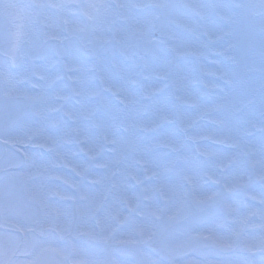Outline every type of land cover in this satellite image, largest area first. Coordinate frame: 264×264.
<instances>
[{
  "label": "rangeland",
  "instance_id": "obj_1",
  "mask_svg": "<svg viewBox=\"0 0 264 264\" xmlns=\"http://www.w3.org/2000/svg\"><path fill=\"white\" fill-rule=\"evenodd\" d=\"M106 2L146 5L159 0ZM196 2L225 7L210 10L207 19L192 9L174 8L166 28L158 21V9L113 8L108 19L114 23L104 26L108 41L104 45H87L91 24L82 36L73 33L85 23L80 9H45L40 26L37 17L17 21L25 33L22 49H38L37 36L43 31L68 38L44 44L41 56L16 65L11 63V45L0 41V71L12 77L11 83L0 82V140L9 141L26 157L21 169L4 172L2 168L23 161L10 147L1 157L0 145V225L5 227L0 228V246L15 252L8 257L11 264H261L264 260L259 251L264 245L261 217L248 215L264 207V180L259 178L264 116L259 93H251L259 86V55H239L240 49L258 48V30L231 7L247 0L177 4ZM222 16L239 17L235 54L241 65L255 69L235 76L230 85L220 73L236 71L230 59L234 53L222 54L226 45L215 39L228 27ZM2 27L15 31L10 21L2 22ZM62 48L68 49L63 57L57 52ZM92 48L103 49L102 64ZM66 65L81 71L71 72ZM93 65H99L97 72L90 71ZM75 75L79 82L70 79ZM73 88H82L85 94L75 96ZM22 93L44 99L33 104ZM125 98L131 101L127 106L122 103ZM220 104L228 107L205 111ZM89 112L95 115L90 117ZM162 114L167 119L161 120ZM124 116L137 127L125 131ZM99 122L105 126L97 127ZM74 129H81L83 136ZM106 129L118 140L134 138L135 150L117 145L113 152V146L104 145ZM226 135L238 139L239 148L232 140L219 142ZM82 138L86 142L78 143ZM221 161L225 167L219 166ZM105 163L108 168L101 167ZM186 176L193 178L195 192ZM225 183L241 186L226 192ZM216 192L221 196L215 202L199 209L194 205L195 195ZM137 204V209H130ZM169 215L174 219L169 221ZM117 216L125 222L118 226L115 239L105 240L109 234L101 232L97 220L116 226ZM140 225L155 233L152 240L124 243L138 239ZM225 242L231 247H222ZM249 245L257 250L249 253Z\"/></svg>",
  "mask_w": 264,
  "mask_h": 264
},
{
  "label": "snow or ice",
  "instance_id": "obj_2",
  "mask_svg": "<svg viewBox=\"0 0 264 264\" xmlns=\"http://www.w3.org/2000/svg\"><path fill=\"white\" fill-rule=\"evenodd\" d=\"M129 7L134 8H155L158 10L167 11L169 9H174L177 7H184L189 8L197 12L198 15H200L203 19H207V14L210 10L217 9V8H223L225 7L222 4H208L203 2H196V3H185L182 5L173 4L168 2V0H159L157 3L153 4H135V5H128V4H122V3H108L106 0H91V2L87 4L79 3L78 0H67V2H63V0H60V2H52V0H48V2H39V0H31L30 3H21L20 0H0V41L7 40V42L11 45V63L13 65H16L18 62L23 61L24 59L28 58L29 56L33 58H38L41 56L46 49L43 47L44 44H47L50 41H62L63 39H67L68 37H61L60 35L55 34L54 31H43L38 34L37 39L41 41V46L36 50H29L25 51L21 48V39L25 35V33L22 31V26L17 24V21L21 20H27L31 19L33 17H37L42 15L43 10L45 9H56L58 11H63L64 9H72L77 8L80 9L83 13V16L85 17V23L78 28L72 30L74 34H80L81 36L89 30L88 25L91 24V35L89 36L87 40V45H94V44H100L104 45L107 44L108 41L104 38L103 32H104V26L105 24L114 23L113 21H109L108 17L111 14V10L113 8L115 9H125ZM231 7L240 10V14L243 17L248 18L252 24L250 27H252L254 30H258V48L252 47V48H244L239 50V55L244 58H248L251 56H254L257 52L259 55V73H260V80H259V86L258 88L253 87L251 89V93L258 92L259 93V101L262 111V116H264V0H247L246 3L242 4H234L231 5ZM220 19L227 21L228 27L226 29H222L219 31V33L215 36V39L218 41H221L226 45L221 49L222 54L227 53H234L232 56H230V59H232L236 71L235 72H229L227 70L220 73L221 79L224 81L226 85H230L233 83V78L237 75L244 74L248 71H255V69H250L247 67V65H241L240 61L237 59V55L235 54L237 51V45L234 43V38L236 35V26L239 17H226L222 16ZM258 20V24L255 22ZM4 21H10L12 23V27L15 28V31L9 29L7 32L3 30L2 22ZM67 21H65V24ZM51 25L45 24V28H50ZM152 27H155V25H152ZM141 34L143 33V30L141 29ZM205 35H208L207 30H205ZM116 36V33H113V37ZM211 38V37H210ZM121 44V47H124L123 41H118ZM92 52L98 57L99 64L103 63V49L102 48H92ZM58 55L60 56H66L68 54L67 48H62L57 50ZM69 71L74 73H79L81 69L75 67L74 65H66ZM145 69H147V65L144 66ZM99 70V65H93L90 71L97 72ZM41 80L46 79L45 76L40 75L39 77ZM59 77H57L58 79ZM102 78V77H101ZM166 78V77H165ZM70 79H74L75 81L79 82L80 77L78 75H75L73 77H70ZM7 81L9 83L12 82V77L10 73H5L4 71H0V82ZM33 87H39V85H33ZM72 94L75 96H82L85 94L84 89H72ZM90 95H96L98 96L99 93L92 92L89 93ZM119 94V93H118ZM24 96L25 99L31 101L33 104L40 102L44 99V97L40 95H28V94H21ZM61 99H66V97H61ZM227 99V97L225 98ZM131 101H129L127 98L122 100V103L127 106ZM249 103L254 102V99H250L248 101ZM228 107L225 104L215 105L213 108L205 109L206 112L210 111H217L221 108ZM234 107V106H233ZM238 110V109H236ZM38 115L40 113H37ZM88 115L94 116V112H89ZM114 117L113 119H115ZM161 120L167 119V116L162 114L160 116ZM220 123H224V121H221ZM97 127H104L103 122H99L96 125ZM122 126L124 127L125 131H130L131 129H134L137 127L136 124H129L128 123V117L124 116L122 120ZM255 127V126H253ZM261 131H264V119L261 120ZM76 133L78 136H83V131L81 129H74L72 130ZM104 139V145L105 146H113L111 150L113 152L117 151L116 146L117 145H126L128 149L135 150V140L132 137H129L125 140H118L116 138L111 137L107 129L105 130V135L103 137ZM227 140H232L233 147L239 148V141L238 139L232 137L231 135H226L223 140L219 142H225ZM3 142V141H0ZM78 143H85V139H80L77 141ZM54 143V141H53ZM43 146V145H42ZM91 151V149H90ZM240 154L237 153V157ZM261 155L264 157V145L261 147ZM95 158V157H93ZM235 159V157L233 158ZM116 163H119V160L115 161ZM232 161L230 160L229 163ZM261 174L260 179L264 180V160L261 162ZM220 167H225L223 161H221ZM101 167L108 168L109 165L107 163L101 165ZM116 173H112V175H115ZM153 176H157L158 173L153 172ZM133 179H136L133 177ZM185 180L192 185L193 191L195 192V184L192 177H185ZM99 182V181H95ZM139 183V181H137ZM219 183V181H217ZM241 186L238 183L230 185L228 183L224 184V190L231 191L233 187ZM221 196V193H211V194H200L195 195L193 203L197 207V209L201 208L202 206L206 204H211L215 202L217 199H219ZM82 199H87L86 195H82ZM261 204L264 205V199L261 200ZM139 207V205H130L131 210H135ZM260 215L261 217V229L264 230V207H261V209L258 210V212H249V216L253 215ZM155 215V213H153ZM160 218V217H158ZM169 221L173 220L174 217L169 215L167 217ZM116 226H113L112 224L108 223L107 221H101L97 220V225L100 227L101 232H108V236H105L104 239L107 240L109 238L115 239V236L117 235L118 226L122 223H124V220H121L118 216L115 217ZM246 221V218L242 219V223ZM87 235H93L92 233H87ZM155 235L154 232H151L147 226L140 225L137 228L136 231V237L138 239H130L128 241H123L124 243H139V242H148L151 241L153 236ZM222 247L229 248L231 247L228 243H222ZM247 250L249 253H254L257 249L252 247L251 245L247 246ZM259 251L264 254V245H262L259 248ZM15 254V252L12 249H5L3 246H0V264H11L9 257V254ZM261 264H264V260L261 261Z\"/></svg>",
  "mask_w": 264,
  "mask_h": 264
},
{
  "label": "trees",
  "instance_id": "obj_3",
  "mask_svg": "<svg viewBox=\"0 0 264 264\" xmlns=\"http://www.w3.org/2000/svg\"><path fill=\"white\" fill-rule=\"evenodd\" d=\"M169 11H170V9L169 10H167V11H163V12H161L162 13V21L164 22L162 25V27H165V25L167 24V16H168V14H169Z\"/></svg>",
  "mask_w": 264,
  "mask_h": 264
},
{
  "label": "flooded vegetation",
  "instance_id": "obj_4",
  "mask_svg": "<svg viewBox=\"0 0 264 264\" xmlns=\"http://www.w3.org/2000/svg\"><path fill=\"white\" fill-rule=\"evenodd\" d=\"M38 20H39V16H37V19H36V22H37V23H39ZM29 61H30V59H29ZM0 144H2V145L4 146V148H5V147L7 148V147L9 146L8 143H5V144H4L3 142H0ZM19 150H20V149H18V151H19Z\"/></svg>",
  "mask_w": 264,
  "mask_h": 264
}]
</instances>
